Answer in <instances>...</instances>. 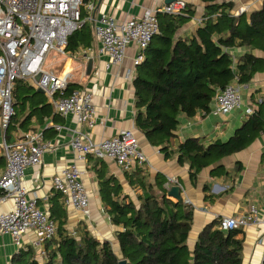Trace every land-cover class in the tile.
Here are the masks:
<instances>
[{
	"label": "trees",
	"instance_id": "trees-1",
	"mask_svg": "<svg viewBox=\"0 0 264 264\" xmlns=\"http://www.w3.org/2000/svg\"><path fill=\"white\" fill-rule=\"evenodd\" d=\"M198 1L205 4L204 18L190 36L179 35L178 30L194 16L191 4L182 14H158L159 33L145 50L132 80L135 127L150 145L160 147L165 157L175 152L178 164L188 166L192 183L204 168L213 167L210 173L216 175L221 170L216 163L243 150L264 132L261 100L254 102L252 112L225 141L204 145L200 137H187L172 150L179 116L208 114L217 92L231 83L245 84L251 79L256 57L243 53L233 59L229 49L264 51V1L249 16L244 12L232 14V2ZM88 2L83 0V4ZM86 16L87 12L82 10V17ZM91 41L90 26L84 21L68 36L65 52L74 54L90 46ZM13 111L5 132L6 142H10V128L11 133L19 128L31 130L28 125L32 118L41 124L49 116V103L43 94L18 79L14 82ZM42 130L44 134L49 129ZM4 166L5 157L0 153V171ZM130 179L142 190L134 199L119 193L120 186L112 179L100 181L102 202L111 224L117 228L114 235L119 255L108 240L96 238L87 229L72 236L61 202L54 203L50 210V217L57 222V232L45 242L42 262L35 259L34 249L21 247L12 255L10 264H118L121 260L125 264H242L241 229L222 230L218 227L220 219H214L202 227L190 247L192 206L167 195V178L161 174L150 183L142 168L137 167Z\"/></svg>",
	"mask_w": 264,
	"mask_h": 264
},
{
	"label": "crops",
	"instance_id": "crops-1",
	"mask_svg": "<svg viewBox=\"0 0 264 264\" xmlns=\"http://www.w3.org/2000/svg\"><path fill=\"white\" fill-rule=\"evenodd\" d=\"M263 1L217 0L218 3L232 2L231 13L235 16L243 12L249 16L251 12L262 6ZM188 3L192 5L195 13L192 19L178 30V34L182 36L194 34L199 26L196 19L205 13L204 3L198 0H188ZM87 4L93 7L90 14L94 19L101 14H106L121 22L130 18H140L147 8L162 6L164 0H89ZM88 24L92 36L90 46L80 48L74 54L66 53L58 56L60 61L56 64L54 72H73L74 83L70 87L91 92L96 108L94 125L89 128L86 125H79L72 115L60 116L54 111L53 105L45 94L39 92L49 103V116L43 118L41 124L36 118H32L28 125L31 130L19 128L12 132L13 136L11 135L10 138V142H13L26 132L49 129L44 133V139L51 142L53 147L45 152L39 164L25 169L22 184L27 197H35L38 208L48 213L49 216L54 203L62 202L69 232L75 231L77 234L82 229H87L96 238L108 240L114 252L119 255L114 235L117 228L111 224L102 202L100 181L112 179L113 183L120 186L119 193L134 199L136 194L141 193L142 190L136 182H130L132 171H123L108 159H95L92 156H89L86 162L79 163L81 179L89 196L90 216L88 218L65 205L62 196L53 187L52 178L73 159L74 154L69 147V129L87 132L94 141L111 138L124 129H133L138 138L139 147L148 160L147 164L142 167L146 180L154 183L157 174L165 178L175 177L182 189V201L188 200V204L193 208V221L188 237L190 247H193L202 227L214 219L246 213L250 206L258 210L260 217L264 216V132H260L243 150L222 158L216 163L221 167L216 175L210 173L213 167L202 169L197 174L194 183L189 178L188 166L179 165L175 152H172L177 143L187 137H200L204 145L215 140L225 141L242 124L247 115L252 112L254 102L264 98V51L250 48L229 49L235 59L243 53H251L257 59L256 70L249 82L245 84L234 82L239 87L241 107L226 115H214L210 111L206 115L197 113L192 118L179 116L180 123L176 131L175 145L172 150L170 149L172 153L167 158L161 152L160 147L150 145L134 124L132 80L136 68H133L132 60L137 53L135 45L131 44L128 47L126 58L121 64L108 65V57L98 52L99 45L93 36L92 22ZM82 50H86L87 53L84 54ZM89 59H92V68L90 74L86 75V65ZM129 70L132 71L131 77H127ZM23 81L36 91L39 89L32 81ZM248 108L251 110L249 113L246 112ZM10 206L9 200L1 203L0 212L8 210ZM241 231L243 237L242 264H261L264 259L263 226L248 225L241 228ZM34 239V232L29 231L24 236L23 248L34 249L32 246ZM17 251L18 248L8 236H0V264H10L12 255ZM34 251L39 257L37 251L35 249Z\"/></svg>",
	"mask_w": 264,
	"mask_h": 264
},
{
	"label": "built area",
	"instance_id": "built-area-1",
	"mask_svg": "<svg viewBox=\"0 0 264 264\" xmlns=\"http://www.w3.org/2000/svg\"><path fill=\"white\" fill-rule=\"evenodd\" d=\"M188 0H174L169 4L147 8L140 18L117 21L114 17L101 14L91 16L92 5L83 0H0V135L5 137L13 115L14 82L30 80L53 105L60 116L72 115L79 125L91 128L96 118L92 94L86 89L68 88L74 83L73 72H48L45 62L50 55H65L67 38L84 21L92 22V32L98 42L99 54L108 57V65L121 64L126 52L134 44L137 53L132 60L133 68L141 64L145 50L159 33L158 14H182ZM87 16L82 17V10ZM203 16L196 19L202 24ZM86 54V50H82ZM234 59V57H232ZM134 72V71H133ZM132 71H127L131 77ZM264 100V98H262ZM239 87L231 83L216 93L211 113L226 115L241 107ZM248 108L246 112H250ZM69 147L74 156L71 162L52 178V184L65 205L90 216L89 196L81 179L79 163L89 156L108 159L126 172L147 164V157L139 147L133 129L121 130L111 138L94 141L89 133L69 129ZM5 166L0 173V204L9 200L8 210L0 212V236H8L17 247H23L24 236L35 234L33 248L37 255L45 256L46 241L56 236L57 224L37 206L35 197H27L22 181L25 169L39 164L53 144L44 139L43 130L22 134L13 142L3 140ZM179 185L175 177H168L165 187ZM181 187V186H180ZM182 190V189H181ZM188 204V200L185 201ZM248 225L263 226L264 216L250 206L246 213L223 216L218 227L222 230L241 229ZM76 236V232H70Z\"/></svg>",
	"mask_w": 264,
	"mask_h": 264
},
{
	"label": "water",
	"instance_id": "water-1",
	"mask_svg": "<svg viewBox=\"0 0 264 264\" xmlns=\"http://www.w3.org/2000/svg\"><path fill=\"white\" fill-rule=\"evenodd\" d=\"M101 1V0H99ZM174 0H164L165 4H169L170 2H172ZM91 68H92V59H89L86 65V75H89L91 72ZM38 92H43L42 89H38ZM167 195L177 201H182V197H181V187L179 185H172L168 192ZM118 264H125V260H121L118 262Z\"/></svg>",
	"mask_w": 264,
	"mask_h": 264
},
{
	"label": "rangeland",
	"instance_id": "rangeland-1",
	"mask_svg": "<svg viewBox=\"0 0 264 264\" xmlns=\"http://www.w3.org/2000/svg\"><path fill=\"white\" fill-rule=\"evenodd\" d=\"M57 57L58 56H56V55H50V56H48V58H47V60L45 62V67H44L46 71H48V72H54V68L57 66L56 64L58 63V61H60V58H57ZM10 129L7 131L8 138H10L11 135L13 136V134L11 133L12 130H10ZM4 139H5V137H3L2 135H0V153L3 152L2 145H3V140ZM5 141H6V139H5ZM43 258L44 257L40 258V257L35 256V259L38 262H42Z\"/></svg>",
	"mask_w": 264,
	"mask_h": 264
}]
</instances>
